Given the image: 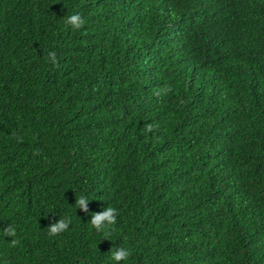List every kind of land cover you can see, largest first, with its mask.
Wrapping results in <instances>:
<instances>
[{
	"label": "trees",
	"instance_id": "obj_1",
	"mask_svg": "<svg viewBox=\"0 0 264 264\" xmlns=\"http://www.w3.org/2000/svg\"><path fill=\"white\" fill-rule=\"evenodd\" d=\"M0 264H264V0H0Z\"/></svg>",
	"mask_w": 264,
	"mask_h": 264
},
{
	"label": "clouds",
	"instance_id": "obj_2",
	"mask_svg": "<svg viewBox=\"0 0 264 264\" xmlns=\"http://www.w3.org/2000/svg\"><path fill=\"white\" fill-rule=\"evenodd\" d=\"M66 23L71 25L73 29H80L85 21L81 17L79 13L70 15L67 17ZM47 59L53 64L54 67H59L58 59L55 52H49ZM170 90V89H168ZM156 126L153 124L146 125V131L151 132ZM87 198L84 196L79 197L76 199L75 204L76 207L79 206L82 210L85 212L88 211L87 209ZM118 211L117 209L113 207H106L103 211L98 213H93L91 216V225L100 232L105 233V238H107V229L115 225L117 220ZM71 222L70 217H64L60 219L58 222L53 223L48 227V234L49 235H57L61 232H64L68 229V226ZM4 235L13 237L11 240L12 246H16L19 243L18 239H15L16 237V230L12 226H7L4 228ZM130 255V251L128 249H125L123 247L117 248L116 250L112 251L111 257L114 261L120 262L123 260H126Z\"/></svg>",
	"mask_w": 264,
	"mask_h": 264
}]
</instances>
